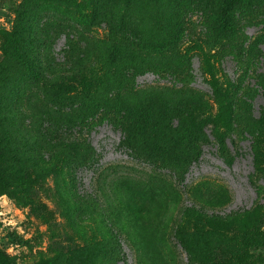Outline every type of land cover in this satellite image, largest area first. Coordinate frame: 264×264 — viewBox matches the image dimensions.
<instances>
[{"label":"rangeland","instance_id":"1","mask_svg":"<svg viewBox=\"0 0 264 264\" xmlns=\"http://www.w3.org/2000/svg\"><path fill=\"white\" fill-rule=\"evenodd\" d=\"M220 5L0 0L9 264H264V4Z\"/></svg>","mask_w":264,"mask_h":264},{"label":"trees","instance_id":"2","mask_svg":"<svg viewBox=\"0 0 264 264\" xmlns=\"http://www.w3.org/2000/svg\"><path fill=\"white\" fill-rule=\"evenodd\" d=\"M264 4V0H221L220 8L214 18L215 27L224 35L233 36L237 27L245 22L247 16L256 12ZM35 76L37 73L30 69ZM228 110V106H225ZM0 264H9L5 253L0 249Z\"/></svg>","mask_w":264,"mask_h":264}]
</instances>
